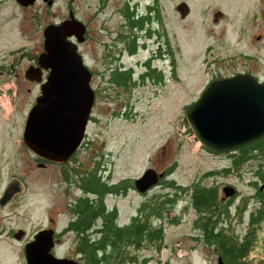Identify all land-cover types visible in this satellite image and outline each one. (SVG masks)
<instances>
[{
	"label": "rangeland",
	"instance_id": "obj_1",
	"mask_svg": "<svg viewBox=\"0 0 264 264\" xmlns=\"http://www.w3.org/2000/svg\"><path fill=\"white\" fill-rule=\"evenodd\" d=\"M181 1L190 8L184 18L176 10ZM125 4L135 14L150 17L142 30L126 26ZM217 10L223 15L215 22ZM69 12L86 26L85 39L78 47L88 68L98 72L95 84L100 85L106 74H100L106 69L102 42L117 40L120 31L125 32L122 37L137 35L136 42L141 47L136 54L123 53L121 57L125 66L136 64V73L143 70V63L138 62L153 51L168 52L167 66L160 59L153 62L164 68V83L145 81L131 96L127 95L132 108L125 109L126 120L111 113L117 107L116 97H108L101 90L95 96L94 113L99 121L88 129L94 146L80 151L81 156L87 152H94L96 159L103 156L113 179L127 177V181L148 168L160 171L173 167L169 175L142 196L130 190L125 197H106L108 206L116 204L119 222H128L144 201L149 200L153 206L161 194L172 193L167 181L191 188L193 184L200 185L202 174V186L216 185L219 197L223 196L225 184L237 189L228 207V232L242 237L249 227V213L256 208L250 182L258 169L264 173V153L253 152L237 169L222 174L220 169L229 165L227 154H213L197 144L189 131L184 108L199 97L212 75L247 69L255 72L254 63L260 66L256 73L263 75L264 0H52L51 4L35 0L28 6L15 0H0V194L13 174L27 185L21 199L0 205V264H24L20 244L7 237L11 229L23 227L31 235L44 224L50 206L55 204L63 211L57 167L30 166L32 157L23 144L22 131L28 111L40 93L39 83L24 76L31 63L29 57L43 50L44 27L68 18ZM211 170L215 174L205 175ZM186 201L188 196L181 195L172 204L170 215L177 214L178 219L174 224L164 221L165 239L159 251L155 250V243L149 242L132 251L136 264H219L214 245L206 246L203 240L193 237L199 234L195 226L197 214L191 208L184 209ZM237 205L244 206V210L236 209L234 213ZM66 218H58V227ZM76 242L69 232L61 238L60 250L71 258L77 257L82 264L74 251ZM263 259L264 217L256 225L255 241L248 255L249 264H260Z\"/></svg>",
	"mask_w": 264,
	"mask_h": 264
},
{
	"label": "water",
	"instance_id": "obj_2",
	"mask_svg": "<svg viewBox=\"0 0 264 264\" xmlns=\"http://www.w3.org/2000/svg\"><path fill=\"white\" fill-rule=\"evenodd\" d=\"M16 1L22 6L35 2ZM44 1L52 3V0ZM176 10L184 18L190 8L181 1ZM222 15L220 10L214 12L215 22ZM85 34V24L72 12L61 22L45 26L43 51L37 57V65H30L24 71L27 80L40 84V94L28 111L22 141L34 154L50 161L64 162L76 150L94 103L91 72L78 47ZM43 71H48L45 76ZM184 115L206 151L222 154L242 148L264 137V82H258L248 73L212 80L194 102L185 106ZM163 174L152 168L146 169L134 181L135 189L145 193ZM23 187L19 179L12 178L0 197V204H6ZM222 192L223 199L229 198L236 188L225 185ZM51 246L52 231H38L25 245L26 264H81L73 258L54 256L50 252ZM218 262L222 263L220 256Z\"/></svg>",
	"mask_w": 264,
	"mask_h": 264
},
{
	"label": "trees",
	"instance_id": "obj_3",
	"mask_svg": "<svg viewBox=\"0 0 264 264\" xmlns=\"http://www.w3.org/2000/svg\"><path fill=\"white\" fill-rule=\"evenodd\" d=\"M147 9L150 10L151 7ZM123 11L126 26L133 28L135 31L142 30L144 25L150 20V17L146 14L143 16L135 14L132 9L127 7V4L124 5ZM122 34H125V32L120 31L117 40L126 42L127 50H135L137 35H133L131 38V34L123 37ZM147 35H150V30H147ZM158 50L160 51V49ZM148 73L155 80L162 78V73L152 68ZM129 78V73L120 76L122 81H126ZM189 131L191 132V129ZM256 151L264 153V137L236 149L235 154L227 152L226 156L229 158V165L222 167L220 172L226 175L231 173L246 162L252 156V153ZM172 170L173 167H169L161 179L169 175ZM213 174H215V171L211 170L205 175L211 176ZM250 185L254 189L252 197L255 199L256 208L249 213L247 219L248 230L239 238L234 237V233L232 235V232H228L230 224L228 207L231 199L237 195V190L232 197L222 199L219 197L216 185L201 186V184H193L191 188H188L176 184L173 180L166 182V186L169 189H173L172 193L161 194L159 196L160 199L158 197L159 201L156 200L153 206L149 205V200L144 201L136 214L126 223L119 222L115 209L106 211L102 201H98L93 205L84 202L83 205L82 203L79 205V210L85 213L83 219L78 223L71 221L66 229L77 231L79 235L81 232L83 233V230L92 227L94 224H99L100 234L98 237L90 238L84 235L79 237V239L78 237L76 238L75 252L82 259V264H123L124 262L136 264L137 257L132 251L135 252L147 242L155 243V250H160L161 244L165 239L164 221L167 220L174 224L178 219L177 214L170 215L172 204L175 203L178 196L182 195L184 197L187 195L188 201H186L184 209L191 208L197 214L195 220L197 219L198 222L196 221V224L195 222L194 224L199 234L193 237L196 240H203L206 246L208 244L214 245L217 254L221 257L222 264H249L248 255L255 241L256 225L264 217L263 171L261 172L258 169L256 178L250 182ZM236 209L243 211L244 206L237 205L234 208V213ZM101 214H103V219L97 224V218ZM77 260L79 261L80 259ZM145 261L143 259V263ZM260 264H264V259Z\"/></svg>",
	"mask_w": 264,
	"mask_h": 264
},
{
	"label": "flooded vegetation",
	"instance_id": "obj_4",
	"mask_svg": "<svg viewBox=\"0 0 264 264\" xmlns=\"http://www.w3.org/2000/svg\"><path fill=\"white\" fill-rule=\"evenodd\" d=\"M133 35H136V34L131 33L130 37L132 38ZM71 39L75 40V38L73 37ZM119 45H121V47L118 48V50H116L117 49L116 47H118ZM140 47L141 46L137 44L135 50L129 51L127 50L128 48L126 47V42L124 41L119 42L118 40H113L112 43L102 42V49L105 51L102 59H103V65H105L106 69L103 72L101 71L100 74L104 72H106V74L102 77L103 80L100 83V85H98L94 83L95 77L97 76L98 72H96L93 67L88 68L91 72L90 85L94 91V103L92 105V108L87 118L84 136L80 144L76 148V150L72 153V155H70V157L66 161L64 162L50 161L48 159L37 156L36 154H34L32 151L29 150L31 157H32V161L30 164L31 167L33 164H35L37 167H40L41 169L47 168L49 166L57 167L59 184L62 185L60 187V192L64 200H63V206H62L63 211H61V209L55 204L50 206L47 211L44 224L40 228H38L36 231H34L31 235H29V233L23 227H14L13 229H11V231L7 235V237L12 242L20 244L24 264H26L25 245L31 242L34 239L35 234L42 229H49L52 231V246L50 247V252L56 257L71 258L66 254H62L60 250L61 238L69 232L73 233L76 238L78 237V239L79 237H83L84 235L85 236L87 235L90 238L94 236L96 237L99 236L100 231L98 229L99 227L98 223H100L101 220L103 219V214L99 215L97 218L98 225L94 224L92 227L86 230H83V233L81 232L79 235L77 234V231H70L66 229L67 225L71 221H73V223H78L79 221H81V219H83V216L85 213L79 210V205L81 203L83 205L84 202H87L93 205L97 203L98 201H102L105 205L106 211H110L111 209H115L117 211L116 204H112L111 206H108L106 204L107 196L114 197V198L125 197L127 192L130 190L136 193L138 196H142L141 193H139L135 189V186H134V181L140 175L128 181H127V177L113 179L112 172H110L109 167L106 166L107 161L103 156L98 157V159H96L97 155L94 154V152H91V153L87 152V153H84L82 156L80 154L81 153L80 151H83L84 149H89L92 146H94V142L92 141V138L89 137L88 129L92 125L97 124L99 121L97 116L94 113L95 111L94 104H95V96L100 90L104 92L105 95H107L108 97H113V98L116 97V100L114 101V103L117 102V107H113L111 110V113H113L115 116L116 115L120 117L122 116V118L126 120L127 111L125 109L132 108L131 105L127 101V97H126L127 95L131 96L133 91H135L137 88L142 86L145 81H149L150 83H153V84H160L161 82L164 83L163 82L164 68H160L159 66H156V65L154 66L153 62L155 60L160 59L162 63L164 62V65H166L165 61L168 58V55H167L168 52L162 53V49L160 51L159 50L153 51L150 55L146 57V59L143 62H138L139 65L143 63L142 64L143 70L140 71L139 73H136V70H135L136 64H129L128 66H125L124 61L122 62L121 57L123 53L127 55L129 54V56H133L136 54L137 49ZM41 52H39V54ZM39 54H36V55L34 54L33 56L29 57V60L31 61L30 65H37V57ZM253 56L248 55L246 57L252 58ZM253 65H254V68L257 69L255 70V72L247 69V70L237 71V72L230 73V74H215L211 76L209 82L215 79L233 76L237 73H248L252 75L258 82H264V71H263V75L260 76L258 73H256L258 72V69L260 66H258L257 63H254ZM151 68L154 69L155 71H159V69H161L160 71L162 73L161 81L155 80L154 78L151 77V75L148 73ZM47 72L48 71H43V75L45 76ZM127 73H129L130 78L126 81H122L120 79V76L122 74H127ZM144 75H145V79L143 80ZM39 89H40V84H39ZM116 108H119V109L116 110ZM121 108H124V109L121 110ZM167 170H168V167H164L160 171L158 170L156 171L158 173L163 172L164 173L163 176H164ZM12 178L19 179L22 182L24 187H23V190L20 193H17L16 195H14V197L11 200H9L6 203V205H10L16 202L17 200L21 199V197L25 195L26 188H27V185L24 182V180H22V178H20L19 176L13 174L10 176L9 180L6 182L0 194V197L2 196L5 188L7 187L9 181ZM161 178H159V181ZM200 184L202 186V174L200 177ZM225 185H232V184H225ZM221 198L223 199V196ZM6 205L4 204V206ZM135 214L131 215L129 220ZM62 215L66 216L67 218L65 219V223L62 226L58 227V218L61 217ZM18 234L20 235L22 234L20 238L17 237ZM75 250H76V246H74V251Z\"/></svg>",
	"mask_w": 264,
	"mask_h": 264
},
{
	"label": "built area",
	"instance_id": "obj_5",
	"mask_svg": "<svg viewBox=\"0 0 264 264\" xmlns=\"http://www.w3.org/2000/svg\"><path fill=\"white\" fill-rule=\"evenodd\" d=\"M193 135V134H192ZM197 144L199 145V142L197 141ZM235 152V151H234Z\"/></svg>",
	"mask_w": 264,
	"mask_h": 264
},
{
	"label": "bare ground",
	"instance_id": "obj_6",
	"mask_svg": "<svg viewBox=\"0 0 264 264\" xmlns=\"http://www.w3.org/2000/svg\"><path fill=\"white\" fill-rule=\"evenodd\" d=\"M2 104H3V103H2ZM3 107H4V106H3ZM5 107H6V106H5ZM5 107H4V108H5ZM5 109H6V108H5Z\"/></svg>",
	"mask_w": 264,
	"mask_h": 264
}]
</instances>
